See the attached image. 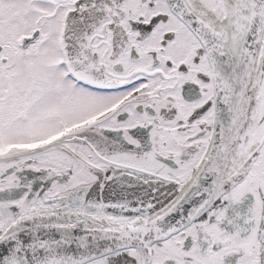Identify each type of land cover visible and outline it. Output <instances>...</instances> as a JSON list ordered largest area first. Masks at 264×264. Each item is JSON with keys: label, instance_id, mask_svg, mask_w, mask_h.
<instances>
[{"label": "snow or ice", "instance_id": "1", "mask_svg": "<svg viewBox=\"0 0 264 264\" xmlns=\"http://www.w3.org/2000/svg\"><path fill=\"white\" fill-rule=\"evenodd\" d=\"M0 264H264V0H0Z\"/></svg>", "mask_w": 264, "mask_h": 264}]
</instances>
